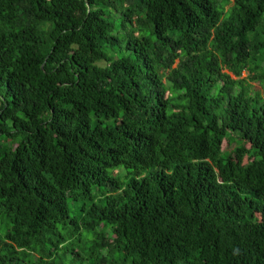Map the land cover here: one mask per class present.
I'll return each instance as SVG.
<instances>
[{"label":"trees","instance_id":"16d2710c","mask_svg":"<svg viewBox=\"0 0 264 264\" xmlns=\"http://www.w3.org/2000/svg\"><path fill=\"white\" fill-rule=\"evenodd\" d=\"M76 258L264 264V0H0V264Z\"/></svg>","mask_w":264,"mask_h":264},{"label":"rangeland","instance_id":"374dc122","mask_svg":"<svg viewBox=\"0 0 264 264\" xmlns=\"http://www.w3.org/2000/svg\"><path fill=\"white\" fill-rule=\"evenodd\" d=\"M130 28V25H127L122 31L119 30V35L121 36V33L123 34L124 32L128 31ZM247 76V73L244 71L241 75L240 78H246ZM232 78H235L233 75H232ZM251 94H253L255 91H261V88H260V85L258 83H255V82H252L251 84ZM261 93L263 94V91H261ZM235 145V143H231V144H228V142L225 140L224 143H223V147L224 148H227V149H231L233 146ZM114 172H119L120 176H121V180H123V175L125 174V170L122 168V167H118L114 170ZM88 204V201H85L83 202V200H79L77 203H75L73 206H71V211H72V216H78L79 215V211L81 210L80 207H82L83 205H87ZM72 205V204H71ZM60 232L64 233V231L62 230H59ZM82 260L80 258H76L75 259V263L74 264H81ZM129 264V263H127Z\"/></svg>","mask_w":264,"mask_h":264}]
</instances>
